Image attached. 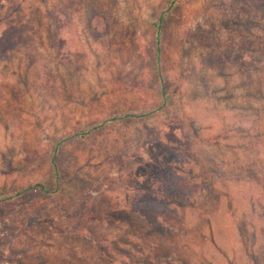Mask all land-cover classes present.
<instances>
[{
	"label": "rangeland",
	"instance_id": "rangeland-1",
	"mask_svg": "<svg viewBox=\"0 0 264 264\" xmlns=\"http://www.w3.org/2000/svg\"><path fill=\"white\" fill-rule=\"evenodd\" d=\"M92 1L0 0V264H264V0Z\"/></svg>",
	"mask_w": 264,
	"mask_h": 264
},
{
	"label": "trees",
	"instance_id": "trees-1",
	"mask_svg": "<svg viewBox=\"0 0 264 264\" xmlns=\"http://www.w3.org/2000/svg\"><path fill=\"white\" fill-rule=\"evenodd\" d=\"M85 3H87V7L88 8H92L93 6H95L96 4L92 1V0H88L87 2H86V0H85ZM93 15H94V19H96V18H98L99 16L96 14V12L95 13H93ZM57 21H58V19H56V24H57ZM174 180H176L177 182H183L182 180H184V177H183V175H181V174H178V175H176L175 177H174ZM185 181V180H184ZM175 185H176V188L178 187V184L177 183H175ZM38 187L36 186V185H31V186H29L28 188H26V190H24V191H21V192H16L15 193V196H16V198L15 199H17V200H19V201H22L23 199H25V196L27 197V196H30L29 198H28V200H27V202H26V204L27 203H29V204H32V202L33 203H35L34 201H32V198L33 197H31V195L32 194H36V192H37V189ZM179 188V187H178ZM187 190V189H186ZM149 205H151L152 204V201L151 200H148V202H147ZM14 206H16V204H15V200H11L10 199V197L9 196H7V195H1L0 196V216H1V218L2 219H4V218H6L7 217V215H9L10 214V212H11V210L14 208ZM107 206V209H105V210H99V212H101L102 213V215L101 216H103V218H107V217H111V216H113L114 215V209L113 208H111V205H106ZM20 207H21V205H20ZM150 207H154V206H150ZM149 207V208H150ZM149 208H146V209H149ZM16 209H17V207H16ZM151 210H153L152 208H150ZM19 210V209H18ZM25 210V209H24ZM149 211V210H148ZM25 213V212H24ZM84 216H85V212H83L82 213ZM14 215H16L17 216V218H20V219H17V218H15L14 220H13V222L14 223H16V224H14L13 226H10V224L8 225V234L10 233V234H13L14 232H15V234L17 235V234H23V235H27L28 236V239L29 238H31L32 236H33V234H34V232H35V230H36V228L38 227V226H40L41 227V223H46V224H49V222H48V218H43V219H41V218H34V219H28L27 217H25L24 216V218L22 219L21 218V215L19 214V211H17V212H15V214ZM99 216V215H98ZM98 219H99V221H103L102 220V217H98ZM23 220V221H22ZM50 225H51V223H50ZM53 225V224H52ZM22 227H24V229H21ZM44 229V228H43ZM24 232H23V231ZM32 233V234H31ZM7 234V235H8ZM7 237H10V236H7ZM4 239H5V237H3ZM7 239V238H6Z\"/></svg>",
	"mask_w": 264,
	"mask_h": 264
}]
</instances>
